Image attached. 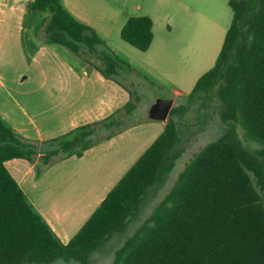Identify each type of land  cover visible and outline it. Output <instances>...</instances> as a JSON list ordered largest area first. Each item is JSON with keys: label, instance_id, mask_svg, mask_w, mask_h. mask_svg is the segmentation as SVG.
I'll use <instances>...</instances> for the list:
<instances>
[{"label": "trees", "instance_id": "16d2710c", "mask_svg": "<svg viewBox=\"0 0 264 264\" xmlns=\"http://www.w3.org/2000/svg\"><path fill=\"white\" fill-rule=\"evenodd\" d=\"M233 19L214 66L173 107L163 132L129 168L91 217L64 243L36 209L6 162L24 158L36 174L130 128L134 92L123 78L138 75L90 25L62 0H34L43 15L45 41L65 46L130 92L109 116L78 126L40 145L24 139L0 116V264H52L59 259L90 264L91 254L140 214L150 190L160 185L181 143L182 118L195 103L215 98L226 131L210 141L181 171L153 214L117 250L116 264H264V151L244 145L245 136L264 145V0H230ZM153 19L129 17L121 38L147 51ZM41 154V155H40ZM39 160L37 161L38 156Z\"/></svg>", "mask_w": 264, "mask_h": 264}, {"label": "crops", "instance_id": "0c3cea01", "mask_svg": "<svg viewBox=\"0 0 264 264\" xmlns=\"http://www.w3.org/2000/svg\"><path fill=\"white\" fill-rule=\"evenodd\" d=\"M62 1L73 16L93 27L117 54L152 82L169 84L167 74L157 66L165 61V48L160 45L150 53L155 35L151 47L143 52L114 38L115 33L121 36L129 18L123 10L113 11L107 7V0ZM33 2L0 0V116L24 139L43 145L109 116L131 95L65 46L46 42L43 30H37L43 15L31 8ZM140 53L151 57L143 58ZM200 77L189 78L190 92ZM183 82L188 83L186 74ZM175 93L185 94L180 89ZM166 123L134 124L81 157L71 156L49 166L40 177L36 163L27 159L14 158L6 165L36 209L68 243L163 132Z\"/></svg>", "mask_w": 264, "mask_h": 264}, {"label": "rangeland", "instance_id": "374dc122", "mask_svg": "<svg viewBox=\"0 0 264 264\" xmlns=\"http://www.w3.org/2000/svg\"><path fill=\"white\" fill-rule=\"evenodd\" d=\"M107 1V7L114 8L113 11L123 10L124 16L148 15L153 19L155 41L150 53H154L160 45L165 48V61H160L157 66L167 74L169 84L158 85L147 76L146 80L138 75L123 80L135 93L134 97L138 98L135 99L136 108L129 120L131 124L148 121L161 123V120H153L149 116L152 104L160 98L174 99L173 107L187 104L191 86L189 78L193 80L196 76H202L214 66L233 19L230 0ZM42 30L44 33V28ZM114 38L130 49L135 48L122 40L119 33H115ZM140 55L143 58L148 57L147 55L151 57L148 53ZM153 58L156 59L154 56ZM185 74L188 83L183 82ZM24 77L25 75L22 78ZM175 89H180L185 94H176ZM220 110V102L215 98L208 106H202L201 102L195 103L185 114L181 124L182 140L175 150L172 168L164 181L150 190L140 214L131 221L128 229L113 235L91 254L90 264H116L117 250L153 214L155 207L178 181L181 171L204 146L226 131L227 125L221 121ZM238 131L245 146L251 150L264 151V145L246 137L241 127H238ZM52 264L81 263L59 259Z\"/></svg>", "mask_w": 264, "mask_h": 264}, {"label": "water", "instance_id": "95a60500", "mask_svg": "<svg viewBox=\"0 0 264 264\" xmlns=\"http://www.w3.org/2000/svg\"><path fill=\"white\" fill-rule=\"evenodd\" d=\"M174 99L160 98L152 104L149 110V116L153 120H168L173 108Z\"/></svg>", "mask_w": 264, "mask_h": 264}]
</instances>
